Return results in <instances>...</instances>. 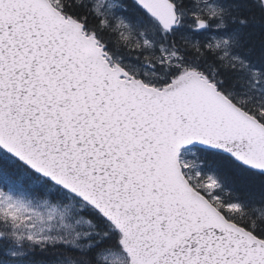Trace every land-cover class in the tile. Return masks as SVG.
Segmentation results:
<instances>
[{
	"label": "snow or ice",
	"instance_id": "obj_1",
	"mask_svg": "<svg viewBox=\"0 0 264 264\" xmlns=\"http://www.w3.org/2000/svg\"><path fill=\"white\" fill-rule=\"evenodd\" d=\"M0 264H264V0H0Z\"/></svg>",
	"mask_w": 264,
	"mask_h": 264
}]
</instances>
